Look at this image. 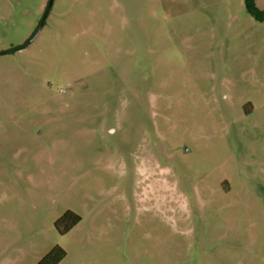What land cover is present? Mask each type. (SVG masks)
Here are the masks:
<instances>
[{
	"label": "rangeland",
	"instance_id": "1",
	"mask_svg": "<svg viewBox=\"0 0 264 264\" xmlns=\"http://www.w3.org/2000/svg\"><path fill=\"white\" fill-rule=\"evenodd\" d=\"M50 3L0 0V264H264V22Z\"/></svg>",
	"mask_w": 264,
	"mask_h": 264
},
{
	"label": "trees",
	"instance_id": "2",
	"mask_svg": "<svg viewBox=\"0 0 264 264\" xmlns=\"http://www.w3.org/2000/svg\"><path fill=\"white\" fill-rule=\"evenodd\" d=\"M247 10L259 21L264 22V9H258L255 6V0H245ZM51 4H49L48 9ZM47 9V10H48ZM29 40L20 46L7 50L3 53L14 52L23 49ZM81 220V216L72 210H67L61 217L55 221V227L60 234H66ZM66 256V251L60 247H53L44 255L37 264H58Z\"/></svg>",
	"mask_w": 264,
	"mask_h": 264
},
{
	"label": "flooded vegetation",
	"instance_id": "3",
	"mask_svg": "<svg viewBox=\"0 0 264 264\" xmlns=\"http://www.w3.org/2000/svg\"><path fill=\"white\" fill-rule=\"evenodd\" d=\"M160 161H161V160H159L158 162L155 163V164L157 165V167L160 166ZM168 163H170V161H169Z\"/></svg>",
	"mask_w": 264,
	"mask_h": 264
},
{
	"label": "water",
	"instance_id": "4",
	"mask_svg": "<svg viewBox=\"0 0 264 264\" xmlns=\"http://www.w3.org/2000/svg\"><path fill=\"white\" fill-rule=\"evenodd\" d=\"M51 3H52V0H51ZM51 3H50V4H51ZM39 30H40V29H38V31L36 32V34L34 35V37H33V38H35V37L38 35V33H39Z\"/></svg>",
	"mask_w": 264,
	"mask_h": 264
}]
</instances>
